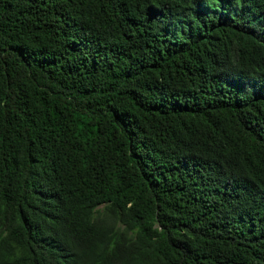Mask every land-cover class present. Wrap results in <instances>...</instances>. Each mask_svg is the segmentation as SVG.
<instances>
[{"label": "trees", "instance_id": "1", "mask_svg": "<svg viewBox=\"0 0 264 264\" xmlns=\"http://www.w3.org/2000/svg\"><path fill=\"white\" fill-rule=\"evenodd\" d=\"M0 264H264V0H0Z\"/></svg>", "mask_w": 264, "mask_h": 264}]
</instances>
